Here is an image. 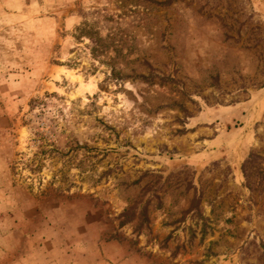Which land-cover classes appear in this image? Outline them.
<instances>
[{
    "label": "rangeland",
    "instance_id": "374dc122",
    "mask_svg": "<svg viewBox=\"0 0 264 264\" xmlns=\"http://www.w3.org/2000/svg\"><path fill=\"white\" fill-rule=\"evenodd\" d=\"M0 264H264V0H0Z\"/></svg>",
    "mask_w": 264,
    "mask_h": 264
}]
</instances>
